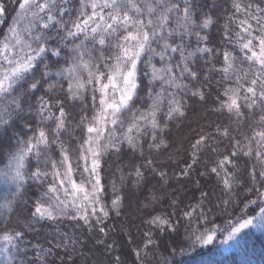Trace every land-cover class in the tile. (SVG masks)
Segmentation results:
<instances>
[{
  "label": "snow or ice",
  "instance_id": "obj_1",
  "mask_svg": "<svg viewBox=\"0 0 264 264\" xmlns=\"http://www.w3.org/2000/svg\"><path fill=\"white\" fill-rule=\"evenodd\" d=\"M194 174L207 179L190 196L170 183ZM242 192L240 215L214 224ZM133 202L129 261L107 222ZM254 220L264 0H0V264H77L88 234L107 264H153L159 247L155 264H183L181 228L191 247L227 244Z\"/></svg>",
  "mask_w": 264,
  "mask_h": 264
},
{
  "label": "trees",
  "instance_id": "obj_2",
  "mask_svg": "<svg viewBox=\"0 0 264 264\" xmlns=\"http://www.w3.org/2000/svg\"><path fill=\"white\" fill-rule=\"evenodd\" d=\"M211 2V0H209ZM10 14L11 9H9ZM215 35V32H213ZM202 112L198 105L194 106L192 110L189 112V118L193 122L197 119H202ZM187 124V122H186ZM178 134L174 136V139L177 141V147L180 146V142L182 141V135ZM186 131V130H185ZM180 166L182 167V162ZM172 168H176V164L172 165ZM114 170V166H113ZM170 175H174L180 181H186L187 178L183 177L179 171L173 173L169 171ZM119 173H116V176L113 178H118ZM107 179V177H106ZM196 179L206 180V177H199L198 175H193L192 183H188L186 186L177 183L176 180L170 181L173 183L175 187L181 189L185 194L191 195L195 188L193 184ZM211 184H215V180H211L209 187ZM224 194L217 191L216 194L213 196V205L218 202V198L223 196ZM247 192L240 193L239 197H234V203L231 207L227 210L228 214H225L221 210V208H213V213L210 215V218L214 221L216 225H222L229 217H236L239 216L241 213V209H243L244 204L241 203L244 196H247ZM197 198L199 197V193L196 192ZM255 198V197H252ZM212 206V205H210ZM122 215L117 217L115 214H112V218L107 222L110 230L111 238L117 241L116 245V253L121 254V251L124 254L125 259H129L130 257L127 255L129 251L135 247L134 244H129V237L136 238V242H139L141 231L140 229L143 228L141 225L139 218L135 212V204L131 205V207L126 206L122 210ZM259 215V208L256 206H252L248 210L247 216L244 218H253V216L258 217ZM255 222L257 220H254ZM70 223V222H69ZM63 227V226H62ZM72 235V230L65 229ZM47 231V229H45ZM183 228H181V235L179 239L184 244V254L182 256H178L176 259L178 261H182L183 264H264V226L259 225L257 229H246L243 230L234 240H232V245L230 249H224L223 243L221 241L225 238L227 233H217L216 239L210 245H196L195 247H191L189 245V241H187L183 235ZM102 235V234H101ZM31 239V236H29ZM79 239L83 241V244H78L76 246V251L73 254V259L77 262V264H97L98 261H104V264H107V254L103 252L102 246L96 245L95 239L88 235H81ZM35 242V241H33ZM164 243L166 245H170L171 241L165 239ZM84 245H87L85 247ZM99 248V251L97 250ZM29 256L32 255L31 251H29ZM167 254L163 251V247H159L156 249L154 255H150L148 257L149 260L153 261L155 264L156 261L160 260L162 257L166 256ZM2 259V257H0ZM59 264V261H57Z\"/></svg>",
  "mask_w": 264,
  "mask_h": 264
},
{
  "label": "rangeland",
  "instance_id": "obj_3",
  "mask_svg": "<svg viewBox=\"0 0 264 264\" xmlns=\"http://www.w3.org/2000/svg\"><path fill=\"white\" fill-rule=\"evenodd\" d=\"M254 224H256L257 226H255V227L250 226L248 229H257V227H258V220H257L256 222L254 221ZM245 230H246V229H245ZM231 243H232V240H231V241H228L227 244H224V243H223V248L229 250L230 247H231V245H232Z\"/></svg>",
  "mask_w": 264,
  "mask_h": 264
}]
</instances>
